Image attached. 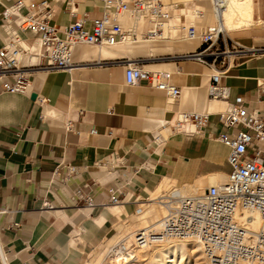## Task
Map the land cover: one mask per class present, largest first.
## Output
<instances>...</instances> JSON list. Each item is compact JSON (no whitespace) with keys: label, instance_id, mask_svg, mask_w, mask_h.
Here are the masks:
<instances>
[{"label":"crops","instance_id":"1","mask_svg":"<svg viewBox=\"0 0 264 264\" xmlns=\"http://www.w3.org/2000/svg\"><path fill=\"white\" fill-rule=\"evenodd\" d=\"M15 1L0 0V35L2 12ZM20 1L24 14L29 4L41 0ZM167 1L204 11L202 18L194 20L197 27L209 18V0ZM76 2L78 14L86 11L93 17L100 11L97 0ZM252 4L254 21L262 23L227 31L234 33L230 39L242 53L223 74L221 84L226 88V102L242 96L247 105L264 109V102L257 100L258 83L264 82V0H252ZM55 8L51 22L58 27L77 17L69 15L62 2H56ZM183 12L174 15L184 23ZM21 36L32 43L35 38L29 30ZM162 41L173 43L147 53L174 55L197 46L195 40ZM132 55L130 44L111 48L79 45L75 60L88 62L67 71H36L27 94L0 91V251L6 264H85L89 252L112 234L119 220L142 211L141 201L163 180L184 186L204 182L211 173L228 174L229 148L216 139L230 131L218 120L226 103L208 98L211 69L188 61L153 62L173 72L172 82L181 94L172 102L145 82L125 84L124 61ZM205 109L210 114L201 131L183 132L191 128L188 125L177 131L170 128L180 112ZM67 122L69 129L65 128ZM165 122L168 125L160 128ZM93 127L95 134L90 132ZM112 153L123 163L111 170L96 166ZM67 164L76 166L78 174L64 187L51 183L53 177L58 179L53 171ZM76 187L93 198L94 207L70 199ZM112 188H120L117 195L125 197L120 204L125 211L119 215L110 211L112 205H105ZM46 200L53 209H42Z\"/></svg>","mask_w":264,"mask_h":264},{"label":"built area","instance_id":"2","mask_svg":"<svg viewBox=\"0 0 264 264\" xmlns=\"http://www.w3.org/2000/svg\"><path fill=\"white\" fill-rule=\"evenodd\" d=\"M209 1L214 23L197 27L181 22L177 26L176 37L172 35L171 20L174 13L183 8L167 0H97L100 11L93 17L86 11L78 14L76 0H53L52 3L41 0L29 4L24 14L20 10L25 6L17 0L2 12L1 92L27 94L36 71H67L88 62L75 60L74 50L79 44L111 48L173 38L195 40L198 44L192 50L162 55L158 59L191 61L211 69L208 98L224 99L226 103L225 109L218 112V120L230 131L216 136L229 148L227 161L230 170L226 181L211 185L198 195H181L176 186L168 191L161 190L153 199L166 208L159 229L136 230L129 243L120 238L108 248V256L125 260L134 254V249L142 246L168 239H189L199 245L210 264H264V109L247 105L242 96L226 102V88L221 84V78L231 64L239 61L242 51L222 25L221 11L225 0ZM56 2H62L64 10L71 16L77 15L76 19L62 27L54 25L51 21L56 13ZM25 30L35 35L34 41H39L38 53L31 50L32 42L21 36ZM227 40L231 42L230 47ZM172 74L165 70L145 69L142 57L124 61L126 85L145 82L164 92L173 102L179 98L181 89L172 82ZM257 93V100L264 102V82L258 83ZM180 114L181 119L177 123L194 124L193 130L187 128L183 132L195 133L207 124L210 111H184ZM165 125L168 123L161 124L160 128ZM65 128H70L69 122ZM170 128L178 130L173 125ZM90 132L95 134L97 129L93 127ZM122 163V158L112 153L108 158L97 161L96 166L111 170ZM77 174L76 166L64 165L53 171L58 179L53 177L51 183H63L64 187ZM117 193H121L120 188L110 189L105 205H120L125 200ZM69 196L73 202L86 207L96 204L82 187L74 188ZM42 209H53V204L46 200ZM254 214L260 222L257 231L252 228ZM0 263L6 264L1 251Z\"/></svg>","mask_w":264,"mask_h":264},{"label":"bare ground","instance_id":"3","mask_svg":"<svg viewBox=\"0 0 264 264\" xmlns=\"http://www.w3.org/2000/svg\"><path fill=\"white\" fill-rule=\"evenodd\" d=\"M252 7H253L252 0H225L222 11H221V19H222V25H223L224 29L226 31H231L232 29L239 28L240 26L238 24H236L237 23L236 20H238V19H240L243 22H251V21L254 22ZM210 13H213L212 8L210 10ZM183 14H184L183 20H184V23L186 25L191 24V23L193 24L195 18H202L204 15L201 10H198V9L195 10L193 8L192 9L191 8L190 9L189 8L184 9ZM181 21H182V19L180 18V16L173 15V18L171 20V24L173 25L172 31L175 30L176 26L179 25L181 23ZM36 41L37 40H35L32 43V45ZM79 45H84V44H79ZM79 45H77V46H79ZM88 45H90V44H88ZM156 47L157 46L150 44L148 41H139L138 43L133 44V45L130 44L131 53H133V54L134 53H147V52L150 53V52L155 51ZM31 50L34 53H38L39 41H37V44L34 47H32ZM144 67L147 68V70L167 69L164 66L153 63V62L145 64ZM215 99H219V98H215ZM179 119H181L180 113L177 115L176 120H175L174 126L176 128H180V127L186 125L184 123H177V120H179ZM188 126L191 127L190 130L194 129V124H188ZM224 176L225 175H223V174L211 173V174L207 175V179H209L210 182L215 183V185H219L218 183H216V181L218 180V178H221ZM226 178H227V175H226ZM165 180H167V179H165ZM155 184H156V182H155ZM186 185L189 186L190 188H192L189 192H196V190H198V188L196 187L198 185L197 183L186 184ZM160 186H161V182L158 184V186L156 188H154L155 190L153 192H151L149 197L146 196L147 197L146 199H144V200L142 199L143 202L146 201L147 206L141 212H139L137 214V217H138L137 220H135L134 222H130L129 224L127 223L128 227L126 226V228L129 231L128 237L134 238V233L136 230H149L150 229L153 231H157L159 229L160 220H161V217L165 214L166 208L162 204L153 200L155 197V195H153V194L156 192V190ZM176 187H178V186H176ZM170 189H168V190H170ZM178 189H179L181 195H187V194L182 193V191L179 187H178ZM193 195H198V194H193ZM142 197H143V195H142ZM155 204L160 205V207L163 209V214L161 215V217L158 220L155 219V217H156L155 215L157 214V211H158L157 208L155 207ZM110 211L115 215H119L121 212L125 211V207L121 206V205L120 206L112 205L110 207ZM101 218L102 217L100 216L99 219H101ZM99 219H98V222L101 221ZM119 224L118 225L116 224L117 225L116 228L121 225V224L120 225ZM122 226H123V224H122ZM259 227H260L259 219H258L257 215L254 214L253 219H252V228H253V230L257 231L259 229ZM126 234L127 233H125V235ZM130 238H128L129 241L131 240ZM189 246H191L192 248H195L193 250V252H195V250L199 248L198 244H196L194 241L189 240V239H185V240L168 239L164 242L150 244L148 246H142L138 249L137 248L134 249L133 250L134 254H132L130 256L131 259L134 256L137 257V259L134 262H130L131 261L130 258H126L123 261L124 263H122V261H121V263L118 262L117 259H120V258H113V260L111 262L113 264H186V263H183V255H184V253H186L185 250H187L189 248ZM85 264H90V261H87Z\"/></svg>","mask_w":264,"mask_h":264},{"label":"rangeland","instance_id":"4","mask_svg":"<svg viewBox=\"0 0 264 264\" xmlns=\"http://www.w3.org/2000/svg\"><path fill=\"white\" fill-rule=\"evenodd\" d=\"M255 2H256V0H255ZM180 7H182L183 9H186V8L187 9L188 8L189 9L190 8L192 9V8H194V7H191L190 5H181ZM208 7L211 10V3H210V1L208 3ZM202 12L205 13L204 11H202ZM239 20L240 19L236 20V22H237L236 24H238L240 26L237 29L246 28V27H248L249 24H261L262 23V21H258V19H256L254 22L253 21H251V22H243V21H241V20L239 21ZM214 21H215L214 15H213V13H210L209 18L207 20L204 19L203 21H201L198 24V27H203V26H206V25H212L214 23ZM227 34L231 38L234 35L233 32H229V33L227 32ZM186 42H188V41H181V43H186ZM149 43L152 44V45H154V46L159 47L161 45H166V44L168 46H170L173 42H169V41L168 42H166V41H154V42H149ZM196 44H198V41H195L194 42V45H196ZM227 44L230 47V45H231L230 40H227ZM81 48H84V47L82 46ZM177 50H179V49H175V51H177ZM155 53H157V52H154V53H151V54H148V53H134L132 56H133V58L134 57H142L144 65L147 64V63H152V62L166 61L165 59H158V57H161V55H155ZM189 62L192 63V65H195L196 67L204 68L202 65H200L198 63L191 62V61H189ZM145 69H147V68H145ZM152 70H166V71H170L169 69H152ZM225 180H226V176L221 177V178H218V180L216 181V183L220 184V183L225 182ZM197 184L198 185L196 187L198 188V190H196V192H189L192 188H190L187 185H185V186H178V187L181 189L182 193L187 194V195H193V194H200V193H202L204 191V189L206 187H209L211 185H215V183L210 182L209 179L208 180L206 179L204 182H198ZM173 186H176L173 181L163 180L161 182V186L156 190V192L153 195L158 194L161 190H166L167 191L168 189H170ZM141 202H142L141 203V207H142V210H143L147 205H146V201H144V202L141 201ZM155 207L158 210L157 211V214L155 215L156 216L155 219L158 220L161 217V215L163 214V209L158 204H155ZM137 218H138L137 215H135V216H129V217H127L126 220H119L118 222L121 225L119 224L120 226H118L117 229H116V224L118 222L113 226V232H112V234L108 238H106L105 240H103V242H101L100 244L96 245L94 247V249H92V251L89 252V254L87 255V258L84 261V263L89 258L88 261H90V264H113L111 261L115 257L114 256L111 257V256H108L107 255L108 248L111 245H114L120 238H124L125 240H127L128 243L131 240H133V238L128 237V232L129 231L126 228V226L130 222H134L135 220H137ZM122 224H123V226L125 228L122 226ZM125 233H127V234L125 235ZM128 238H130L131 240L129 241ZM103 243H104V246L101 247L100 245L101 244L103 245ZM194 249L195 248H192L191 246H189V248L187 250H185L186 253H184V255H183V263H186V264H210L205 259L204 255H203V253H202V251L200 249V247L198 248L199 250L196 249L197 251L195 250V252H193ZM94 250H95V252H94ZM90 254H91V256L89 257ZM135 257L136 256L132 257V259L130 257H128V258H130V260H131L130 262H134L137 259V257L136 258ZM117 260H118L119 263H121V261H122V263H124L123 262L124 261L123 259H117Z\"/></svg>","mask_w":264,"mask_h":264},{"label":"water","instance_id":"5","mask_svg":"<svg viewBox=\"0 0 264 264\" xmlns=\"http://www.w3.org/2000/svg\"><path fill=\"white\" fill-rule=\"evenodd\" d=\"M33 97H34V94L31 95V98H33Z\"/></svg>","mask_w":264,"mask_h":264}]
</instances>
